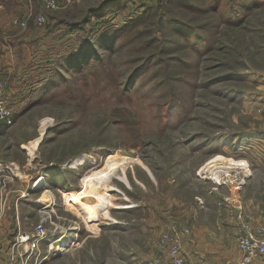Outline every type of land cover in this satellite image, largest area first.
<instances>
[{
	"label": "rangeland",
	"instance_id": "obj_1",
	"mask_svg": "<svg viewBox=\"0 0 264 264\" xmlns=\"http://www.w3.org/2000/svg\"><path fill=\"white\" fill-rule=\"evenodd\" d=\"M91 7L84 30L100 43L83 69L1 128L0 264H158L171 232L187 264L218 258L225 243L195 246L190 228L213 231L235 185L264 205V0H81L43 12L47 32ZM115 154L132 161L99 184L96 217L64 203ZM228 158L244 165L227 170ZM40 225L31 250L20 238Z\"/></svg>",
	"mask_w": 264,
	"mask_h": 264
},
{
	"label": "crops",
	"instance_id": "obj_2",
	"mask_svg": "<svg viewBox=\"0 0 264 264\" xmlns=\"http://www.w3.org/2000/svg\"><path fill=\"white\" fill-rule=\"evenodd\" d=\"M36 2L37 0H0V81L4 84V96L8 104L16 113L21 110V113L27 109L30 110L27 105L33 92L43 85L47 67L58 55L71 49L74 38L72 32L70 33L59 23L52 24L53 27L47 32L49 18L42 27L34 25V18L38 15L36 10L34 14L32 13ZM14 18L25 21L26 27L14 25ZM1 128L4 129V126L0 123V135L4 131H1ZM220 190V187H216L212 193L222 196ZM240 195L241 190L236 194L235 189L230 187L225 195L228 201L225 207L219 210L217 205L214 206L215 227L213 231L207 230L200 237L189 227L191 233L189 236L195 246L202 242L206 243L207 240V243H217L218 247L223 249L225 243V253H219L218 258L208 259L202 264L240 258L241 253L235 239L237 224L234 207L243 205L255 214L261 211V223L264 225V205H256L250 198L242 199ZM193 253L196 257L206 259L204 254L196 249ZM255 261L252 264L261 262L260 260Z\"/></svg>",
	"mask_w": 264,
	"mask_h": 264
},
{
	"label": "built area",
	"instance_id": "obj_3",
	"mask_svg": "<svg viewBox=\"0 0 264 264\" xmlns=\"http://www.w3.org/2000/svg\"><path fill=\"white\" fill-rule=\"evenodd\" d=\"M40 5L41 12L35 18V24L42 27L46 24V17L43 12L60 10L67 6L76 4L81 0H37ZM14 25L26 27V23L19 18H14ZM4 84L0 81V123L5 127H11L14 124L13 110L9 106L5 98ZM227 201V199H226ZM235 221L237 224L236 244L241 253L237 260L214 261L207 264H252L255 260L264 262V225L261 223V211L258 214L253 213L247 207H234ZM42 226L34 228V232L24 235L21 240L30 242V249H38L41 240ZM188 233V230H184ZM158 245L164 251L165 257L158 264H187L185 258L181 254L180 240L176 233L171 232L162 234L158 239Z\"/></svg>",
	"mask_w": 264,
	"mask_h": 264
},
{
	"label": "bare ground",
	"instance_id": "obj_4",
	"mask_svg": "<svg viewBox=\"0 0 264 264\" xmlns=\"http://www.w3.org/2000/svg\"><path fill=\"white\" fill-rule=\"evenodd\" d=\"M218 160H220V158L216 157L215 159L209 161V163H207L208 167H211L212 165H210V164L215 163ZM131 161H132V159L119 157L117 154H115L113 157L106 158L104 160V163L102 164V166H100L98 168L90 169L86 172L84 171L78 180L79 184L82 186V189L79 191H71V190L65 191L63 193L64 203L69 204L70 206L76 205V207H79L78 210H80V213H82L84 215H85V211H90L91 215L96 217V215L94 214L95 210H98L96 208V206L99 205V202L101 205L104 206V203L106 202V200H104V199H106V195L99 188L100 187L99 184L104 182V180L109 179L111 177V175L114 174L118 169H121L124 166V164L129 163ZM225 164L226 165L224 168L227 170L236 168L237 166H243L244 165L243 162L235 161V160L229 159V158H228V162H226ZM207 165H205V166H207ZM241 168H243V167H241ZM122 170L123 169H121V171ZM227 170L225 171L226 173H227ZM209 175H211V178H212L211 180H214L217 184H219L218 179H219L220 174L216 173V174H209ZM225 175H229V174H225ZM120 179L123 182L124 181L126 182L123 175L120 177ZM41 182L42 181H40V182L37 181V185L40 184ZM237 188L238 187H236V185H235L236 190H237ZM93 209H95V210H93ZM97 213H98V211H97ZM65 242H66V238L64 236H59L58 238H54L53 240L50 241L49 248L52 247L54 250H56V249L58 250L61 248V246Z\"/></svg>",
	"mask_w": 264,
	"mask_h": 264
},
{
	"label": "trees",
	"instance_id": "obj_5",
	"mask_svg": "<svg viewBox=\"0 0 264 264\" xmlns=\"http://www.w3.org/2000/svg\"><path fill=\"white\" fill-rule=\"evenodd\" d=\"M97 11L98 10L94 7L88 8L87 12L80 18V20L64 23L65 27L70 32L76 30L78 31V33H80V36L77 37L79 38V40L75 48H71L69 49V51L63 52L62 54L58 55L53 60V62L49 64L46 69L45 81L43 85H41L40 88L33 92L29 100L30 102L27 106L31 107L43 103L47 99L46 97L48 94H50L53 90H57L63 87L67 83V79L70 74H74L83 69L85 60L89 57L87 49L93 47L95 43H100L96 40V37L87 38V33L84 30V28L90 21L89 18L94 16ZM56 23L62 24L63 22L58 21ZM85 45H87L86 48ZM101 47L107 49L106 46Z\"/></svg>",
	"mask_w": 264,
	"mask_h": 264
}]
</instances>
